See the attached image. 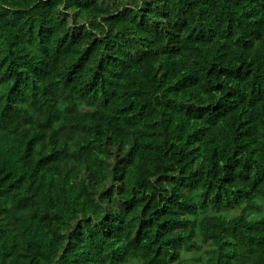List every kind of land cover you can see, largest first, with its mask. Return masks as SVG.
<instances>
[{"label": "trees", "instance_id": "1", "mask_svg": "<svg viewBox=\"0 0 264 264\" xmlns=\"http://www.w3.org/2000/svg\"><path fill=\"white\" fill-rule=\"evenodd\" d=\"M203 243L264 246V0H0V264Z\"/></svg>", "mask_w": 264, "mask_h": 264}, {"label": "rangeland", "instance_id": "2", "mask_svg": "<svg viewBox=\"0 0 264 264\" xmlns=\"http://www.w3.org/2000/svg\"><path fill=\"white\" fill-rule=\"evenodd\" d=\"M206 245H203L198 249L183 250V262L182 264H200L195 259V256L204 252ZM235 264H264V246L263 247H246L240 258H238Z\"/></svg>", "mask_w": 264, "mask_h": 264}]
</instances>
